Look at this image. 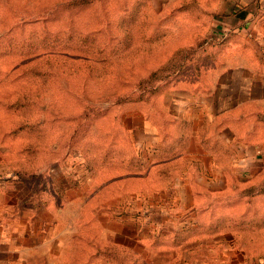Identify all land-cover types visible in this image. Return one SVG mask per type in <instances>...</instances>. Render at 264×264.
<instances>
[{"label":"rangeland","instance_id":"rangeland-1","mask_svg":"<svg viewBox=\"0 0 264 264\" xmlns=\"http://www.w3.org/2000/svg\"><path fill=\"white\" fill-rule=\"evenodd\" d=\"M188 2L0 0V264H144L147 120L217 57L198 49L222 45L214 23L185 21ZM253 233L146 264H264Z\"/></svg>","mask_w":264,"mask_h":264},{"label":"crops","instance_id":"crops-1","mask_svg":"<svg viewBox=\"0 0 264 264\" xmlns=\"http://www.w3.org/2000/svg\"><path fill=\"white\" fill-rule=\"evenodd\" d=\"M186 7L195 18L185 21L214 23L208 38L222 45L199 48L216 59L196 65L200 77L183 80L176 94L160 96L170 104L165 119L147 120L153 130L141 145L148 157L138 254L146 264L149 254L173 246H210L208 239L235 241L249 231L264 263V0H192ZM167 125L171 141L162 135ZM175 127L182 131L174 134ZM174 196L184 201L178 211L161 206L160 198Z\"/></svg>","mask_w":264,"mask_h":264}]
</instances>
